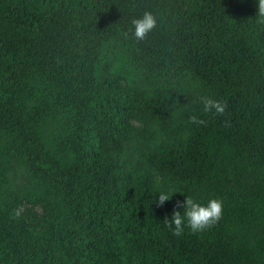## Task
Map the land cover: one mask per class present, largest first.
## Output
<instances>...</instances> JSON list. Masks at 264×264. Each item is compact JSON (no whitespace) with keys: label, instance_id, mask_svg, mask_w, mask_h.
Segmentation results:
<instances>
[{"label":"trees","instance_id":"16d2710c","mask_svg":"<svg viewBox=\"0 0 264 264\" xmlns=\"http://www.w3.org/2000/svg\"><path fill=\"white\" fill-rule=\"evenodd\" d=\"M257 11V0H0V264H264ZM145 12L156 27L137 41L131 21ZM161 190L177 193L157 207ZM187 196L220 200L223 215L175 237L165 219ZM23 203L43 220L14 219Z\"/></svg>","mask_w":264,"mask_h":264},{"label":"clouds","instance_id":"9594fccd","mask_svg":"<svg viewBox=\"0 0 264 264\" xmlns=\"http://www.w3.org/2000/svg\"><path fill=\"white\" fill-rule=\"evenodd\" d=\"M258 11L257 17L264 21V0H257ZM133 29V37L137 41H143L149 32L156 27V20L154 16L145 12L139 18H133L131 21ZM200 103L203 105L204 112H213L217 115H223L227 105L221 101L213 100L210 97L201 96ZM191 122L195 124L204 123L198 120L197 117H191ZM172 190H161L158 192V198L155 201L157 207L163 206L166 201H169L173 196ZM183 208L184 213L181 215L180 211L176 209ZM23 212L22 208H16L12 212V217L18 219ZM223 215V205L218 199H211L207 205H201L195 202L191 197H186L183 201H177L174 207L171 219H165L166 226L171 229L175 237H181L187 227L192 234L202 232L205 229L211 228L215 225ZM186 221V223H185Z\"/></svg>","mask_w":264,"mask_h":264},{"label":"rangeland","instance_id":"374dc122","mask_svg":"<svg viewBox=\"0 0 264 264\" xmlns=\"http://www.w3.org/2000/svg\"><path fill=\"white\" fill-rule=\"evenodd\" d=\"M129 123H131L133 125H137L136 120H134L133 118L129 119ZM169 174L175 178L181 177L180 174H173L170 172H169ZM21 208L23 209L22 214L25 216L26 219L34 218V219H38V220H43V218H44V209L42 206L23 203Z\"/></svg>","mask_w":264,"mask_h":264}]
</instances>
